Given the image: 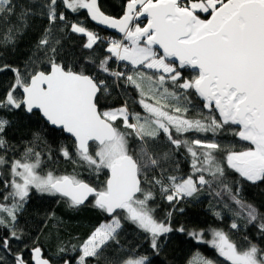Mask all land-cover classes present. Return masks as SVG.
<instances>
[{"label":"snow or ice","instance_id":"obj_1","mask_svg":"<svg viewBox=\"0 0 264 264\" xmlns=\"http://www.w3.org/2000/svg\"><path fill=\"white\" fill-rule=\"evenodd\" d=\"M60 7L70 13L86 10L92 21L117 30L121 37L105 40L82 23L70 22L65 11H57ZM33 8L47 17L48 27L23 73L9 64L0 66V72L14 73L0 98V112H38L49 127L73 138L72 151L60 147L61 157L83 167L90 177L105 174L106 178L94 186L75 171L57 174L48 168L51 151L45 150L47 141L38 132L19 158L9 157V151L16 152L6 139L13 121L0 115V169L7 168V178L0 171L4 189L0 226L8 233L0 235V252L13 257L8 262L0 255V264H54V260L57 264L60 260L63 264H149L147 255L131 250L117 261H109L105 252L112 244L119 245L122 220L146 234L156 252L161 237L186 232L184 226L173 228L171 211L164 220L157 218L154 187L175 207L216 185L220 191L215 196L226 193L235 206L225 205L235 217L230 230L239 233L252 225L264 240V214L239 198L240 181L264 184V0H126L119 18L106 15L99 0H40L29 7L0 0V20L18 12L20 22L0 32V48L15 47L29 17L36 15ZM141 17L147 21L143 26ZM57 21L71 33L84 35L87 50L106 43L102 57L85 58L105 79L88 74L83 65L73 67L57 59L60 39L53 32ZM186 70L195 75L187 78ZM129 88L137 94L134 103L142 111H130L127 99L116 107L102 104L114 91L127 93ZM194 98L206 115L198 111L189 117V109L197 107ZM225 129L247 146L237 150L218 142L216 135ZM181 149L190 161L187 176L173 174L180 171L176 155ZM229 175L239 178L235 192ZM33 193L64 200L72 209L91 204L110 219L80 244H62L50 257L38 241L33 239L29 245L27 234L19 228V216ZM215 215L223 219L219 212ZM187 235L210 245L225 264H264V247L247 235L240 245L219 228L187 231ZM14 240L29 252L27 259L24 251L12 252ZM70 252L75 255L68 259ZM190 264L215 262L197 253Z\"/></svg>","mask_w":264,"mask_h":264},{"label":"trees","instance_id":"obj_2","mask_svg":"<svg viewBox=\"0 0 264 264\" xmlns=\"http://www.w3.org/2000/svg\"><path fill=\"white\" fill-rule=\"evenodd\" d=\"M20 5L29 7L34 4H39L40 0H16ZM101 10L106 15L113 17H121L125 11L126 0H99ZM36 15L29 17L28 27L22 29L21 35L17 39L15 47L0 48V66L9 64L14 68H19L23 73L25 71V64L33 57L35 45L42 36L44 29L48 27V20L46 16L40 15L39 8H33ZM58 12L65 11L63 7L57 9ZM70 22L82 23L88 29L98 33L102 38L107 40L108 36L119 37L112 29H105L102 25L92 21L87 15L86 10H81L80 13H70L65 11ZM19 13L0 20V32L12 26H19ZM143 24V22L141 23ZM58 29H63L59 31ZM54 35L60 39V56L59 61L70 63L75 67L77 64L83 65L88 74L98 75L105 79L106 76L96 70V68L86 62V57L90 55L102 57L105 44H100L99 47H94V50H87L83 47L86 42V37L82 34L71 33L64 28L62 22L57 21L53 28ZM37 55H42L37 53ZM112 68L117 69V65L112 63ZM43 68V65H41ZM31 69H29L30 71ZM46 70V69H45ZM184 75L191 78L195 75L194 72L186 70ZM14 80V73L10 70L0 72V98L5 94V90ZM19 90H18V93ZM127 99L130 111H142L141 108L134 103L137 99V94L129 88L127 93L123 89L118 92L114 91L112 96L108 97L102 102L104 106L116 107ZM193 103L197 105L195 109H189V117L197 115L198 111L204 112L202 104L199 99H193ZM0 115L6 116L13 123L10 128L6 130V139L16 147V152L9 151V157L19 158L23 151L24 145L31 141L33 133H40L41 137L47 141L45 146L46 151H51L52 162L48 164V168L53 169L57 174L72 173L73 171L80 173L81 178L85 179L94 186H99L106 178L105 174L97 177H90L88 172L81 166L72 161L65 160L59 155L61 146H67L69 151H72L73 139L67 136L64 132L49 127L40 118L39 113L35 115L27 114L21 110L14 112H0ZM119 123V122H118ZM211 138V134H207ZM216 140L222 145H231L237 150H243L247 145L240 142L237 137L232 135V131L225 129L223 132L216 135ZM186 153L181 151L176 155V160L179 161L178 175L187 176L191 172L190 161L186 159ZM4 172L7 178V168L0 169ZM229 184L233 187L235 192L234 182L239 178L235 175L227 177ZM242 187L240 188L239 198L244 202L254 205L258 211L264 214V184L254 186L240 181ZM3 184L0 183V192H3ZM156 193V200L153 207L156 208V216L160 220H164L168 212H172V226L174 229L184 226L185 233L173 231L166 234L160 239V248L156 252L151 249L146 234H143L134 224L122 220V228L119 230V245L112 244L105 252V256L109 261H117L123 255L131 250L132 253L140 255H147L149 264H190V261L197 253L204 257L212 259L215 264H225L223 258L219 257L215 249L210 245L199 242L187 235V231L200 229L219 228L228 232L231 238L242 244L241 237L247 235L254 243L264 247V240H261L256 228L249 225L247 228H242L239 233L230 230V224L235 219L233 212L225 208V205L231 204L226 193L221 192L220 197L215 196L216 191H220L216 185L212 189L202 190L197 197L187 198L179 204L170 205L168 201L161 197L158 188L152 189ZM184 211L180 212L179 209ZM219 212L223 219L218 218L215 213ZM54 214V215H53ZM110 218L102 213L100 210L87 204L79 209L69 208L64 200L57 201L56 198L42 197L39 194L33 193L28 204L25 205L24 210L19 216V228L27 234L28 243L31 245L32 240L38 241L39 245L46 250V254L50 257H55L58 246L60 245H78L101 223L107 222ZM237 223H243L242 219H238ZM7 230L0 226V235H7ZM206 239H210V233H206ZM246 246V245H244ZM12 252L24 251L25 258L29 257V252L24 249L23 244L19 241L11 242ZM0 255H5L6 260L11 262L13 257L11 254L0 252ZM75 253H69L66 258L71 259ZM54 264L57 262L54 260ZM58 264H63V261H58ZM92 264H96L92 261Z\"/></svg>","mask_w":264,"mask_h":264},{"label":"water","instance_id":"obj_3","mask_svg":"<svg viewBox=\"0 0 264 264\" xmlns=\"http://www.w3.org/2000/svg\"><path fill=\"white\" fill-rule=\"evenodd\" d=\"M116 18H119V17H116ZM140 20L143 22V24H141V26H143L144 25V23H146L147 21H146V18H144V17H141L140 18ZM103 27H107V26H104V25H102ZM109 29H111V28H109ZM113 30V32L115 33V34H117V35H121L117 30H115V29H112ZM189 71H191V70H189ZM192 72V71H191ZM54 129H56V130H59L58 128H54ZM66 134V133H65ZM67 136H70V135H68V134H66ZM71 137V136H70ZM73 139V138H72ZM91 199V198H90Z\"/></svg>","mask_w":264,"mask_h":264},{"label":"built area","instance_id":"obj_4","mask_svg":"<svg viewBox=\"0 0 264 264\" xmlns=\"http://www.w3.org/2000/svg\"><path fill=\"white\" fill-rule=\"evenodd\" d=\"M110 38H117V37L112 36V35L107 37V39H110Z\"/></svg>","mask_w":264,"mask_h":264},{"label":"flooded vegetation","instance_id":"obj_5","mask_svg":"<svg viewBox=\"0 0 264 264\" xmlns=\"http://www.w3.org/2000/svg\"><path fill=\"white\" fill-rule=\"evenodd\" d=\"M103 27V26H102ZM103 28H105V27H103ZM105 29H109L108 27H106ZM91 200V199H90Z\"/></svg>","mask_w":264,"mask_h":264},{"label":"rangeland","instance_id":"obj_6","mask_svg":"<svg viewBox=\"0 0 264 264\" xmlns=\"http://www.w3.org/2000/svg\"><path fill=\"white\" fill-rule=\"evenodd\" d=\"M119 37L117 39H119L121 37V35H118Z\"/></svg>","mask_w":264,"mask_h":264}]
</instances>
